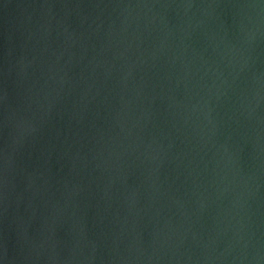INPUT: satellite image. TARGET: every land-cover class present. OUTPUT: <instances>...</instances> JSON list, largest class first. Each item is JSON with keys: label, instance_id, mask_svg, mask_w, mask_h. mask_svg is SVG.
<instances>
[{"label": "water", "instance_id": "95a60500", "mask_svg": "<svg viewBox=\"0 0 264 264\" xmlns=\"http://www.w3.org/2000/svg\"><path fill=\"white\" fill-rule=\"evenodd\" d=\"M0 264H264V0H0Z\"/></svg>", "mask_w": 264, "mask_h": 264}]
</instances>
